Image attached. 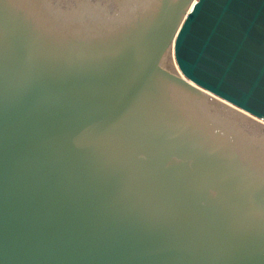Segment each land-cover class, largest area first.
I'll use <instances>...</instances> for the list:
<instances>
[{"label": "water", "instance_id": "water-1", "mask_svg": "<svg viewBox=\"0 0 264 264\" xmlns=\"http://www.w3.org/2000/svg\"><path fill=\"white\" fill-rule=\"evenodd\" d=\"M259 119L264 0H0V264H264Z\"/></svg>", "mask_w": 264, "mask_h": 264}, {"label": "rangeland", "instance_id": "rangeland-1", "mask_svg": "<svg viewBox=\"0 0 264 264\" xmlns=\"http://www.w3.org/2000/svg\"><path fill=\"white\" fill-rule=\"evenodd\" d=\"M189 8V6H188ZM167 57L168 59L171 61L172 65L176 67V60H175V57H174V50L172 47L169 48L168 52H167ZM178 68V67H176Z\"/></svg>", "mask_w": 264, "mask_h": 264}, {"label": "bare ground", "instance_id": "bare-ground-1", "mask_svg": "<svg viewBox=\"0 0 264 264\" xmlns=\"http://www.w3.org/2000/svg\"><path fill=\"white\" fill-rule=\"evenodd\" d=\"M173 45H174V43H172V48H173ZM174 57H175V55H174ZM176 60V59H175ZM176 67H178V65H177V62H176ZM178 70H179V72L181 73V71H180V69L179 68H177ZM182 74V73H181ZM256 118V117H255ZM258 119V118H257ZM259 120H261V121H263L262 119H259ZM264 122V121H263Z\"/></svg>", "mask_w": 264, "mask_h": 264}]
</instances>
